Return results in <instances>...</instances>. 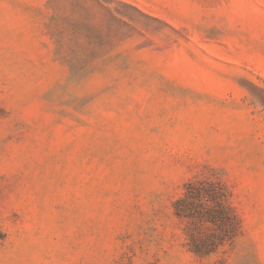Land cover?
Listing matches in <instances>:
<instances>
[{
    "label": "rangeland",
    "instance_id": "rangeland-1",
    "mask_svg": "<svg viewBox=\"0 0 264 264\" xmlns=\"http://www.w3.org/2000/svg\"><path fill=\"white\" fill-rule=\"evenodd\" d=\"M0 264H264V0H0Z\"/></svg>",
    "mask_w": 264,
    "mask_h": 264
},
{
    "label": "trees",
    "instance_id": "trees-1",
    "mask_svg": "<svg viewBox=\"0 0 264 264\" xmlns=\"http://www.w3.org/2000/svg\"><path fill=\"white\" fill-rule=\"evenodd\" d=\"M174 208L175 214L187 221V244L199 256L217 253L233 242L241 229V219L219 183L190 181Z\"/></svg>",
    "mask_w": 264,
    "mask_h": 264
}]
</instances>
